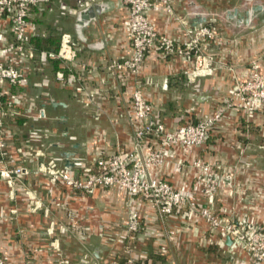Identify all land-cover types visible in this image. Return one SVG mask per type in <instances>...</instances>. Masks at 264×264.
Masks as SVG:
<instances>
[{
    "label": "crops",
    "instance_id": "0c3cea01",
    "mask_svg": "<svg viewBox=\"0 0 264 264\" xmlns=\"http://www.w3.org/2000/svg\"><path fill=\"white\" fill-rule=\"evenodd\" d=\"M257 1L262 5L260 10L255 9ZM82 2L90 5L80 16L69 11L80 8ZM52 3L51 10L33 9L30 21L39 39L55 36L60 44L61 34L69 32L80 41L77 65L67 64L64 69L66 76L76 77L75 85L66 86L57 80L60 69L54 59L42 60V53L50 51L36 47L35 35V58L30 61L27 85L3 84L9 147L6 157L0 155V169L21 165L32 172L18 178L0 170V256L8 264H251L245 250L230 238L211 233L198 214L187 219L176 213L162 222L141 197H129L118 188L75 192L38 171L42 165L61 163L62 168L80 171L81 167L94 166L99 155L131 149L134 138L133 76L115 81L106 68L111 58L128 54L124 1ZM172 3L174 15L152 8L151 20L180 44L187 39L189 25L203 22L215 26L220 39L206 49L214 59V72L193 81L188 76L194 68L193 59L165 57L153 50L141 70L144 95L168 129L198 122L220 108L224 113L205 145L190 152L181 145L172 146L165 155L168 164L155 166L152 174H161L184 189L195 185L198 171L191 166L195 159L214 165L220 176L232 172L235 187L223 178L213 199L197 190L201 206L208 205L239 224L248 220L264 226V156L246 154V147H255L257 141L242 137L249 129L264 125V104L252 109L240 107V100L232 95L237 83L253 77L254 61L258 59L256 66L264 71V33L258 28L264 23V0ZM197 18L206 20L194 24ZM0 33L6 40L13 39L10 25L1 17ZM77 86L84 88V94L75 91ZM87 93L92 94L90 105L85 103ZM232 96L234 105L227 106ZM98 106L100 117L96 118ZM66 151L73 153L71 167L67 166ZM179 159L190 164V169H178L175 163ZM241 161L244 164L240 166ZM132 205L140 210L145 229L121 238Z\"/></svg>",
    "mask_w": 264,
    "mask_h": 264
},
{
    "label": "built area",
    "instance_id": "2783aa9c",
    "mask_svg": "<svg viewBox=\"0 0 264 264\" xmlns=\"http://www.w3.org/2000/svg\"><path fill=\"white\" fill-rule=\"evenodd\" d=\"M127 8L126 19L128 54L110 59L106 65L113 80L123 79L126 75L133 76L131 92V109L134 116L133 146L131 149H119L117 152L95 157L96 168L84 167L83 173L76 172L74 168L53 169L49 174L54 180H59L64 186L75 192H89L96 189L118 188L126 192L129 197H141L155 210L158 220L164 222L169 216L182 213L188 216L198 213L209 221L211 228L217 229L224 237L230 238L236 247L245 250L251 259V264H264V233L260 225L253 221L236 223L228 218H219L213 215L211 207L201 206L196 195L201 189L204 197L213 199L225 179L231 186L233 173L227 172L219 175L214 165L201 159H195L191 166L197 169L194 187L179 189L161 174H152V169L165 159L164 149L181 145L187 152L201 147L207 143L212 129L222 119V109L215 114L198 122H191L169 130L157 115V109L144 95V82L141 75L142 66L153 50L159 51L163 56H182L194 60L193 70L188 72L191 80L196 77L210 75L214 72V59L206 51L213 41L220 39L215 26L200 23L198 26L189 25L186 28L187 39L182 44L177 43L173 37L161 32L151 20L152 8L168 15H174L172 0H123ZM52 0H0V17L7 21L13 33V39L6 40L0 33V155L8 154V138L5 127L6 112L3 106V84L24 87L30 73V61L35 58L32 39L35 35L34 25L30 21L33 9H52ZM89 3H80V8L69 9L70 12L80 16L89 7ZM64 10H68L66 6ZM81 43L69 32H63L60 38L58 51L42 53L43 61L55 59L60 61L62 69L57 71V80L66 85H75L74 75L66 76L64 69L67 64L77 65ZM254 61L253 77L237 83L232 90L240 100V105L246 108H257L264 104V77L257 70ZM78 94H84L82 86L75 87ZM85 103L90 105L93 101L92 94ZM38 117H42L39 113ZM95 117H100V108L95 109ZM45 134H51L45 130ZM151 142V144L149 143ZM150 145L154 146L151 148ZM178 168L184 165L179 159L175 163ZM1 173L23 178L28 175V170L16 165L11 169H0ZM224 178V179H223ZM188 208L189 211H182ZM69 216L74 219L75 214L69 211ZM227 219V220H226ZM75 220V219H74ZM125 233L129 234L145 229L141 212L135 206H130L125 224ZM171 238L174 233H171ZM85 238V236L83 235ZM64 262L68 263L66 259ZM0 264H8L5 257L0 256Z\"/></svg>",
    "mask_w": 264,
    "mask_h": 264
},
{
    "label": "rangeland",
    "instance_id": "374dc122",
    "mask_svg": "<svg viewBox=\"0 0 264 264\" xmlns=\"http://www.w3.org/2000/svg\"><path fill=\"white\" fill-rule=\"evenodd\" d=\"M258 28L259 29H261V31H263V33H264V23H262V24H260V25H258ZM258 59H257V61H256V63H258ZM261 63H263V65H264V54H263V56H261ZM253 64V66H254V62L252 63ZM255 70H256V68H255ZM257 70L261 73V77H264V71H263V69L261 68L260 69V67L259 66H257ZM197 78V77H196ZM199 78V77H198ZM234 97H237V96H235L234 94H232ZM232 96V98H230L231 100L230 101H228V102H226L225 104L228 106V104H230L231 106L232 105H234L233 104V99H234V97ZM237 99H238V97H237ZM237 106V105H236ZM238 106H240V107H244L243 105H240V103L238 104ZM220 109H222V113H224V108H220ZM250 109H252V108H250ZM219 110V109H218ZM222 117H223V115H222ZM203 119V118H202ZM179 127V126H178ZM177 128V127H176ZM176 128H172V129H170L169 128V130H175ZM242 137H244V138H247V139H250V138H256V141H257V145L254 147V146H250V147H246V149L249 151L248 153H247V150H246V154H257V155H259V156H264V125H261V126H258L257 128H256V130H253V129H249V131H248V133H245L244 134V136H242ZM175 146H178L177 144H175ZM150 147L151 148H154V146H152V145H150ZM183 147V146H182ZM169 148H171V147H169ZM168 147L167 148H165L164 149V153L163 154H165L166 155V153H167V151H168V149H169ZM2 157V156H1ZM58 164V163H57ZM168 164V161H167V159H166V157H165V159H163L162 160V162H159V164L158 165H156V166H163V165H167ZM240 166L242 165V164H244V161H241L240 163ZM177 166V165H176ZM246 166L248 167V163L246 164ZM245 166V167H246ZM55 168V169H62V167H63V165H62V163L59 165H56V166H51V165H48V164H45L44 166L42 165L40 168H37V169H39L38 171H40V173L42 172L45 176L46 175H48L49 174V168ZM85 167V166H84ZM84 167H81V169H80V171H76V172H79V173H83V168ZM87 167H92L93 169H95L96 168V165H94V166H92V165H87ZM190 164H188V163H185L184 162V165L181 167V168H178V169H185V168H189L190 169ZM193 167V166H192ZM29 172H28V175L29 174H31V172H32V170H30V169H28V168H26ZM46 173V174H45ZM51 177L49 178L50 179V181L52 182V179H53V176L51 175V174H49ZM236 178H235V175H233V182H235L236 180H235ZM56 184H61L60 183V181L59 180H56ZM236 184V183H235ZM235 184H233V188L235 187ZM236 189V188H235ZM253 196V195H252ZM251 196V198H253L254 199V196L252 197ZM185 212H188L189 211V209L188 208H184L183 209ZM182 210V211H183ZM211 211H212V213H213V215H215V216H217V217H219V218H226V217H224V215L223 214H220L218 211H215V210H212L211 209ZM249 211H251V210H249ZM188 214L189 213H187V216H185L187 219L189 218V216H188ZM194 214H198V213H194ZM249 214H251V213H249ZM199 215V214H198ZM190 216H192V215H190ZM199 216H201V215H199ZM225 216H227V215H225ZM232 218V217H231ZM230 217H228V219L229 220H231L232 221V219H231ZM227 220V219H226ZM206 222L208 223V225H209V221H207L206 220ZM258 225H260V224H258ZM126 227V226H125ZM210 227V226H209ZM260 229H261V232L262 233H264V226L263 225H260ZM142 231V230H141ZM210 232L211 233H217V234H219V235H223L221 232H219V231H217V229H215V228H211L210 227Z\"/></svg>",
    "mask_w": 264,
    "mask_h": 264
},
{
    "label": "trees",
    "instance_id": "16d2710c",
    "mask_svg": "<svg viewBox=\"0 0 264 264\" xmlns=\"http://www.w3.org/2000/svg\"><path fill=\"white\" fill-rule=\"evenodd\" d=\"M33 41L36 44V47H39L40 51L48 50V51L55 52V51H58L59 46H60V44L58 43V37H55V36L51 37L48 35L40 39L36 37V39H33ZM54 63H55L56 68L62 69L61 65L59 66L60 61L54 59Z\"/></svg>",
    "mask_w": 264,
    "mask_h": 264
},
{
    "label": "water",
    "instance_id": "95a60500",
    "mask_svg": "<svg viewBox=\"0 0 264 264\" xmlns=\"http://www.w3.org/2000/svg\"><path fill=\"white\" fill-rule=\"evenodd\" d=\"M255 9H257V10L262 9V5L258 1H257V6L255 7ZM235 14L242 19H248V17L242 15V13L236 12ZM85 18H89V16L86 15ZM205 20H206L205 18H197V19H195L194 24H197V23L205 21ZM71 155H73V153H71L70 151H66L64 153V156L67 158V166H70V167L73 166V164H74L72 161H70ZM229 242H230V239H229Z\"/></svg>",
    "mask_w": 264,
    "mask_h": 264
}]
</instances>
